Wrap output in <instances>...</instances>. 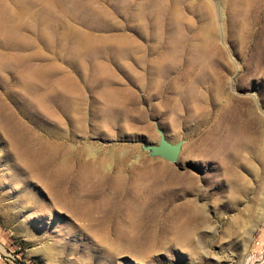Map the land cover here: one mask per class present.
Segmentation results:
<instances>
[{
    "label": "rangeland",
    "instance_id": "rangeland-1",
    "mask_svg": "<svg viewBox=\"0 0 264 264\" xmlns=\"http://www.w3.org/2000/svg\"><path fill=\"white\" fill-rule=\"evenodd\" d=\"M158 126L176 162L142 147ZM0 242L30 264H264V0H0Z\"/></svg>",
    "mask_w": 264,
    "mask_h": 264
},
{
    "label": "bare ground",
    "instance_id": "bare-ground-1",
    "mask_svg": "<svg viewBox=\"0 0 264 264\" xmlns=\"http://www.w3.org/2000/svg\"><path fill=\"white\" fill-rule=\"evenodd\" d=\"M244 131L243 127L240 126V122L237 123V134L238 132H242ZM236 134V135H237ZM247 135L243 134L240 136V139H238V141H236L235 143L232 144V147L235 145L238 147L240 145H242L245 141ZM214 147V146H213ZM214 153L212 154V144H211V149L210 151H208V158L209 161H215L214 158L217 156ZM220 156V155H219ZM233 158H231L230 160H232ZM224 160H226L225 157H221V159L219 160L220 162H224ZM226 171H230L231 170V166L228 164V160L226 165L224 166ZM168 169L171 172L172 176H179L180 180H182V176L176 172L175 170L171 169V168H166L164 166H160L157 167V170H161L164 171ZM154 185H156V183H150V184H142L140 186H136L135 190H133L132 194H128L126 195V199L122 205V218L123 222L120 224V226L118 228H121L123 230H125L124 233L128 234L131 238L132 235H136L138 236L141 240H146L148 238V236L151 235L152 232V225L151 222L154 218L155 215H153L151 213V211L148 210L149 204L147 203V207H145L144 201L148 200L147 197L148 196H153V195H157V192L153 191V187ZM184 187H187L189 190L190 188L195 187V177L193 175H189V177L187 176L186 182H183L182 184ZM117 200V199H116ZM115 201V200H114ZM113 201V202H114ZM100 205H104V206H109L111 203L107 202L106 200H100V202L98 203ZM193 215H201L203 213H201L202 211L199 208L194 207L193 208ZM110 226V223L106 222L103 223L100 227L98 226V228L100 229H105L108 228ZM148 233V234H147ZM188 235L185 233H182L181 236L178 237L179 239H187Z\"/></svg>",
    "mask_w": 264,
    "mask_h": 264
},
{
    "label": "water",
    "instance_id": "water-1",
    "mask_svg": "<svg viewBox=\"0 0 264 264\" xmlns=\"http://www.w3.org/2000/svg\"><path fill=\"white\" fill-rule=\"evenodd\" d=\"M158 132L160 134L158 143H143L142 147L148 150L151 156H161L176 162L182 148L183 140H179L178 142L170 141L159 126Z\"/></svg>",
    "mask_w": 264,
    "mask_h": 264
},
{
    "label": "built area",
    "instance_id": "built-area-1",
    "mask_svg": "<svg viewBox=\"0 0 264 264\" xmlns=\"http://www.w3.org/2000/svg\"><path fill=\"white\" fill-rule=\"evenodd\" d=\"M0 264H30V262L20 256L16 250L9 249L0 242Z\"/></svg>",
    "mask_w": 264,
    "mask_h": 264
}]
</instances>
